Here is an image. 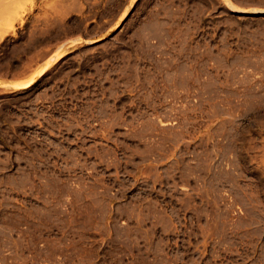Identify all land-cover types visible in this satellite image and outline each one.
I'll return each mask as SVG.
<instances>
[{"label": "rangeland", "instance_id": "obj_1", "mask_svg": "<svg viewBox=\"0 0 264 264\" xmlns=\"http://www.w3.org/2000/svg\"><path fill=\"white\" fill-rule=\"evenodd\" d=\"M0 37V264H264V0H0Z\"/></svg>", "mask_w": 264, "mask_h": 264}, {"label": "bare ground", "instance_id": "obj_2", "mask_svg": "<svg viewBox=\"0 0 264 264\" xmlns=\"http://www.w3.org/2000/svg\"><path fill=\"white\" fill-rule=\"evenodd\" d=\"M232 5V4H231ZM230 9L231 10H234V11H237V12H239V13H260V12H262L261 10H257V9H253L252 11H249V10H247V9H245V8H237V7H234V6H230ZM126 13V11L124 12V14ZM1 33H3V32H1ZM3 35V34H2ZM1 38V37H0ZM89 42V41H88ZM91 43L93 42V41H90ZM63 54H65L64 53V51L63 52H61V53H58L57 54V56L54 58V60H56V59H58L59 57H61ZM53 61V60H52ZM52 64V62L50 63H48V64H46L38 73H37V75H40V74H42L43 73V71L44 70H46L50 65ZM32 80H33V78H30L29 80H27V81H23V82H19V83H11L10 85L11 86H13L14 88H25V87H27L28 85H30L31 83H32Z\"/></svg>", "mask_w": 264, "mask_h": 264}]
</instances>
